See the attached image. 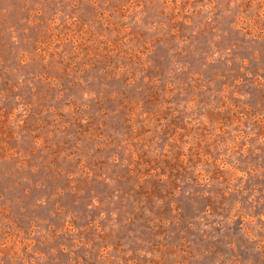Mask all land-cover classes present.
<instances>
[{
	"label": "rangeland",
	"instance_id": "374dc122",
	"mask_svg": "<svg viewBox=\"0 0 264 264\" xmlns=\"http://www.w3.org/2000/svg\"><path fill=\"white\" fill-rule=\"evenodd\" d=\"M0 264H264V0H0Z\"/></svg>",
	"mask_w": 264,
	"mask_h": 264
}]
</instances>
